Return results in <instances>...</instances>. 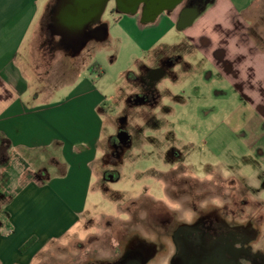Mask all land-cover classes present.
<instances>
[{
	"label": "crops",
	"instance_id": "1",
	"mask_svg": "<svg viewBox=\"0 0 264 264\" xmlns=\"http://www.w3.org/2000/svg\"><path fill=\"white\" fill-rule=\"evenodd\" d=\"M57 4L0 0V138L10 144L8 165L0 169V193L7 200L0 212V264H31L82 222L106 113L112 112L91 78L101 68L87 61L90 51L102 50L107 29L70 44L54 25ZM184 5L165 12L164 22L161 14L149 23L133 15L117 24L140 51V43L173 33ZM183 33L184 42L160 48L165 59L179 46L199 52L218 82H227L239 97L238 112L231 113L234 142L247 152L242 161L248 172L231 153L227 161L218 159L215 172L232 179L234 190L246 191L250 212L264 213V0H213ZM152 58L149 64H155V53ZM132 64L143 63L136 58ZM59 166L63 173L49 177ZM31 238L24 260L22 247ZM11 243L13 257L6 252Z\"/></svg>",
	"mask_w": 264,
	"mask_h": 264
},
{
	"label": "rangeland",
	"instance_id": "2",
	"mask_svg": "<svg viewBox=\"0 0 264 264\" xmlns=\"http://www.w3.org/2000/svg\"><path fill=\"white\" fill-rule=\"evenodd\" d=\"M208 7L209 5L202 9L200 13ZM165 14L164 12L159 16L160 21L164 22ZM133 15H141L144 18L141 11L130 15L103 13L98 23L100 26L102 25L103 31L107 29L109 37L106 42L102 43L101 51L92 50L90 51L91 55L87 58L88 62L91 64L98 63L101 68L100 74L91 72V78L96 81L97 87L105 95L107 106L112 109V112L106 113V125L102 134L103 141L99 149V157L101 158L103 152H105L107 142L116 140L120 129L126 131L131 137L133 136V140L137 141L136 144L133 143L134 149L131 148L125 153V157H131L132 159L125 162L120 170L121 179L117 183L110 184V191L113 193L116 191L123 192L124 198L130 203L136 198L140 189L144 187L158 189V186L154 187L152 177H142L137 174H143L149 168H154L158 161L153 159L156 154L154 150H152L153 153L151 152L153 144L150 141L170 140V138L166 139L165 137L168 130L172 133V140H187L188 142L203 140L209 141L212 145L215 142H224L220 149H214L215 160L227 161V153H231V159L235 158L234 160H238L240 165L246 167L242 159L246 157L247 152L243 146H239L238 143L234 142L237 139H235L233 132L235 129V123H232L234 114H231L235 110L236 113L238 112L239 97L228 87L227 82H218L219 80L215 77V70L210 65L208 66L199 52H191L186 46L181 48L179 46L170 51L169 54L176 56L181 63L189 62L195 68L189 73H185L180 68H175V72H181L175 83L170 78L165 77L155 86L158 90H169L172 95L171 100L169 97L162 99L159 106H157L158 110L147 105H136L126 101V96L135 91L129 83L131 75L143 73L151 65L161 66L162 64H149L153 60V54H156L155 62H161L165 59V56L160 48L165 45H179L185 41L183 33L185 29L179 30L175 27L169 37L163 39L160 37L155 41L151 39L152 41L140 43L138 47L141 49L139 51L131 44L129 37L117 24L119 20L125 17L130 18ZM143 26H147V23ZM130 29H132L131 26ZM136 29L139 31L138 36H141V28ZM92 47L94 48V44ZM155 50L156 52H154ZM136 58L143 64L137 66L132 64ZM206 73H213L214 75L208 80L206 79ZM217 91L220 92V95L216 94ZM153 126L157 127V136L153 134ZM153 135L156 137H153ZM99 157L92 180L93 190L88 194L82 222L59 241L49 243L31 264H102L106 258H109L110 245L114 244L115 238H119V236L110 233V230L106 229L105 223L110 222L113 223L112 225L116 224L114 226H118L120 222L126 219V211L124 210V204L115 203V200L120 199L118 196L112 200L101 196L99 189L100 172L98 170L101 159ZM48 166L50 167V164L47 163L45 167ZM247 168H244L246 169L245 173L248 172ZM62 170L63 167L59 166L56 170L49 171V177H53L55 174L60 175L59 173H63ZM205 178L206 176L203 177V179ZM224 178L226 179V175L218 178L220 188L210 186L213 179L211 176H207L205 179L209 180L208 182L204 180L201 183V190L209 189L208 196H204L205 199L218 207H221L222 199L223 204H227L229 199L227 195L230 188L227 186V189L223 185ZM173 187L180 188L181 185L176 182ZM193 187H195V184H193ZM235 192L237 194L236 200L238 198L237 201H239L240 195H243L242 192L245 193L246 191L240 189L235 190ZM157 196H160V194ZM3 198L0 197L1 200H4ZM35 200L39 201L40 199ZM164 203L168 205L165 198ZM221 215L229 218L231 213L221 212ZM232 218L233 224L250 223L247 229L250 237L248 245L252 251L264 253V213L250 212V207L246 206L244 210H236ZM0 220H3L1 215ZM14 247L11 243L6 247V252L11 251ZM28 249L23 251L24 260ZM9 253L10 257H13V254L15 255V252ZM160 259L157 258L151 261L150 264H158L161 262Z\"/></svg>",
	"mask_w": 264,
	"mask_h": 264
},
{
	"label": "flooded vegetation",
	"instance_id": "3",
	"mask_svg": "<svg viewBox=\"0 0 264 264\" xmlns=\"http://www.w3.org/2000/svg\"><path fill=\"white\" fill-rule=\"evenodd\" d=\"M77 2L79 0H58L57 19L54 24L56 29L66 37L65 40L75 46L102 30V25L100 26L96 21L81 31L78 30L73 20L67 21L63 17L65 13L74 9V4ZM200 4L201 0H188L183 8L199 7ZM128 7L129 4H122L121 1L107 0L103 13H122V9ZM144 8V5H140L138 11H141L145 18ZM155 64L162 65H153L143 73L131 75L129 83L135 91L126 96V101L136 105H147L158 110L157 106L162 99L169 97V91L158 90L155 86L165 77L175 83L181 73L175 72V68H180L185 73L195 68L193 64H181L176 56L161 62L156 61ZM210 74L206 73V79H210L207 77ZM153 130V134L157 136V127L153 126ZM120 131L123 130H118V133ZM165 135L166 139L170 138V140L150 141L153 144L151 152L153 153L152 150H154L156 154L153 159L158 161L156 163L158 165L155 164L154 168H149L143 174H137L142 177H152L154 187L158 186V189L150 188V190L144 187L138 191L136 198L130 203L124 198L123 192L113 193L109 188L110 184L117 183L121 179V168L128 159H132L125 157V153L131 148L134 149L133 143L136 144L137 141L133 140V136L130 135V140L126 143H122L117 138L107 142L98 168L100 172L99 189L102 197L110 200L117 196L120 198L115 200V203L124 204L126 219L118 226L110 222L105 223L106 229L118 235L119 238L116 237L115 243L110 245V256L102 264H150L157 258H161L158 264H171L177 252V243L182 238L178 234L185 228L194 230L187 238L193 242H197L199 238L206 243L224 240L238 251L234 256L230 254L214 256L216 264H264V253L252 251L248 245L250 237L247 229L250 223L233 224L232 222L234 212L239 209L244 210L246 207L244 192L240 195L239 201L235 200L233 180L228 179L227 175L226 179H223L224 184L222 183L230 188L227 204H223L222 199L221 207L215 206L205 199L209 194V189L201 190V183L207 176L213 177L211 187L220 188L219 176L214 169L218 161L215 160V146L203 140L189 142L172 140L170 130ZM156 136L153 135V137ZM227 155L229 156L230 153ZM204 176H206L205 179H203ZM176 182L180 183V188L173 187ZM148 192L152 193L147 194ZM159 194L160 196H157ZM164 198L168 205L164 203ZM221 212H228L231 215L228 218L221 215ZM220 260L224 262H219Z\"/></svg>",
	"mask_w": 264,
	"mask_h": 264
},
{
	"label": "water",
	"instance_id": "4",
	"mask_svg": "<svg viewBox=\"0 0 264 264\" xmlns=\"http://www.w3.org/2000/svg\"><path fill=\"white\" fill-rule=\"evenodd\" d=\"M107 0H79L74 4V9L67 12L63 17L67 21H74L77 24L78 30H84L89 24L98 21L104 11V5ZM122 4H129L127 9H122L123 14H135L140 5H144V15L146 22H151L155 18L168 11H172L188 0H117ZM200 13L199 7H186L183 8L179 15L177 22V29L183 30L190 27ZM71 14V15H69ZM116 138L122 143L130 140V135L126 131H120ZM193 229L185 228L178 236H181L177 243V252L171 264H216L214 256H223L224 254L233 255L238 251L232 247L227 241H216L214 243H206L202 238L197 242L187 239ZM179 238V237H178ZM219 262H224L220 260ZM222 264V263H219Z\"/></svg>",
	"mask_w": 264,
	"mask_h": 264
},
{
	"label": "trees",
	"instance_id": "5",
	"mask_svg": "<svg viewBox=\"0 0 264 264\" xmlns=\"http://www.w3.org/2000/svg\"><path fill=\"white\" fill-rule=\"evenodd\" d=\"M189 1H192V0H189ZM212 2H213V0H201V4L199 5V10L201 11L202 9H204L205 7L210 5ZM9 148H10L9 142L7 140H5L4 138H0V169L5 168L8 165ZM0 197L2 199L4 196L0 193ZM3 199L4 200H1V202H0V212L3 208V206L5 205L6 201H7L5 198H3ZM34 242H35V238H31L30 240H28L22 247L23 251H25L26 249L31 247V245Z\"/></svg>",
	"mask_w": 264,
	"mask_h": 264
}]
</instances>
